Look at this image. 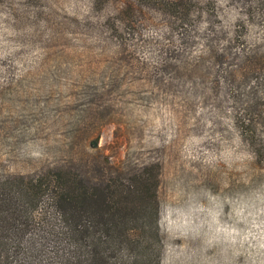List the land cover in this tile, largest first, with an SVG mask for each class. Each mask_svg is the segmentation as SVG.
<instances>
[{
	"label": "rangeland",
	"instance_id": "1",
	"mask_svg": "<svg viewBox=\"0 0 264 264\" xmlns=\"http://www.w3.org/2000/svg\"><path fill=\"white\" fill-rule=\"evenodd\" d=\"M99 155L155 163L162 264H264V0H0V177Z\"/></svg>",
	"mask_w": 264,
	"mask_h": 264
},
{
	"label": "trees",
	"instance_id": "2",
	"mask_svg": "<svg viewBox=\"0 0 264 264\" xmlns=\"http://www.w3.org/2000/svg\"><path fill=\"white\" fill-rule=\"evenodd\" d=\"M97 162L0 177V264H162L155 163Z\"/></svg>",
	"mask_w": 264,
	"mask_h": 264
}]
</instances>
